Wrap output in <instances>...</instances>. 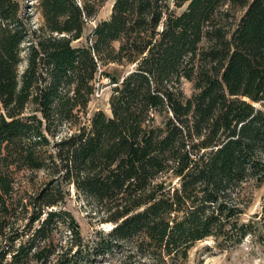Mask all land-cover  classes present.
<instances>
[{
  "label": "trees",
  "instance_id": "1",
  "mask_svg": "<svg viewBox=\"0 0 264 264\" xmlns=\"http://www.w3.org/2000/svg\"><path fill=\"white\" fill-rule=\"evenodd\" d=\"M173 1L180 12L114 0L74 45L104 0H36V28L0 0V264H82L125 245L184 264L197 241L247 234L264 248V196L241 219L246 183L264 182V0ZM108 62L129 68L110 75L109 112L88 115ZM70 187L113 224L90 244Z\"/></svg>",
  "mask_w": 264,
  "mask_h": 264
},
{
  "label": "rangeland",
  "instance_id": "2",
  "mask_svg": "<svg viewBox=\"0 0 264 264\" xmlns=\"http://www.w3.org/2000/svg\"><path fill=\"white\" fill-rule=\"evenodd\" d=\"M24 11L29 14V21L32 28L38 27L42 23L36 0H20ZM114 0H104L95 17L90 18L85 28L84 35L74 40V45L88 43L87 36L90 35L94 25L101 19H105L111 12V5ZM170 7L175 12H180L181 7H176L174 1L170 0ZM25 62L21 64L22 70ZM129 66L118 64L116 62H108L100 64L96 77V90L92 99L88 103V115L95 110L102 109L109 112V96L114 83L110 75L117 77L125 74ZM181 90L188 96L193 92V82L183 79L181 82ZM245 194L248 204L245 206L241 219L247 221L254 213L261 211V204L264 196V182L259 185L254 183H246ZM65 208L70 211L79 225L80 233L83 241L90 244L92 240L99 237V232L104 235L109 231L113 224L102 219L101 212L95 211L90 203L78 196L74 189L70 187L69 194L66 198ZM65 236V234H64ZM66 237L61 238V242H65ZM75 250V248H74ZM82 264H155L150 259L139 256L134 253L129 245L113 247L111 251L104 255H92L89 262ZM184 264H264V248L261 246L256 236L247 234L240 242L232 245H219L212 238L197 241L188 251V257Z\"/></svg>",
  "mask_w": 264,
  "mask_h": 264
}]
</instances>
